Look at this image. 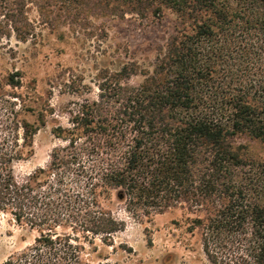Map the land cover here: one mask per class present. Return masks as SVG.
<instances>
[{
    "label": "trees",
    "instance_id": "1",
    "mask_svg": "<svg viewBox=\"0 0 264 264\" xmlns=\"http://www.w3.org/2000/svg\"><path fill=\"white\" fill-rule=\"evenodd\" d=\"M78 1L97 14L169 12L172 33L147 69L100 74L97 97L51 131L65 145L22 178L14 166L33 155L45 110L30 122L3 91L21 88L18 72L0 82V211L38 233L1 264H104L87 250L125 228L100 204L112 197L137 219L183 210L208 264H264V161L235 144H264V0ZM27 5L0 0V43L32 35Z\"/></svg>",
    "mask_w": 264,
    "mask_h": 264
},
{
    "label": "rangeland",
    "instance_id": "2",
    "mask_svg": "<svg viewBox=\"0 0 264 264\" xmlns=\"http://www.w3.org/2000/svg\"><path fill=\"white\" fill-rule=\"evenodd\" d=\"M26 15L32 35L23 42L12 36L0 43V82L17 72L21 80V88L4 85L7 99L17 107L24 103L30 122L36 119L31 113L45 110V125L33 138V155L14 166L18 178L45 167L52 150L65 145L51 131L57 126H69L68 112L75 102L97 97L100 74L118 71L131 62L147 69L174 24L169 12L158 19L111 15L109 11L97 14L78 0H28ZM141 80V76H134L130 82L138 84ZM235 144L242 148L244 157L264 161V144L259 141L241 136ZM100 204L123 221L125 228L112 236L111 246L95 240V251L87 250L93 262L208 264L197 234L186 230L187 215L183 210L174 208L137 219L128 213L125 202L115 197ZM64 232L70 230L66 228ZM37 236L35 230L0 211V264L30 246Z\"/></svg>",
    "mask_w": 264,
    "mask_h": 264
}]
</instances>
